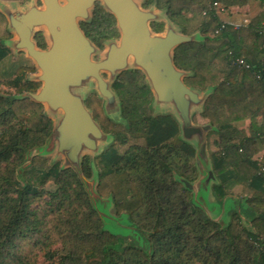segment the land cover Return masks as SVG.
<instances>
[{
  "label": "trees",
  "instance_id": "16d2710c",
  "mask_svg": "<svg viewBox=\"0 0 264 264\" xmlns=\"http://www.w3.org/2000/svg\"><path fill=\"white\" fill-rule=\"evenodd\" d=\"M151 1L158 9H166L184 35H203L202 41L178 46L174 62L191 73L185 78L189 87L212 90L203 112L193 119L207 120L216 128L208 139L214 136L210 144L219 149L211 154L213 173L220 181L214 186L217 203L224 205L228 189L241 186L242 196L229 200L233 204L230 221L222 226L196 202L182 180L196 177L195 148L181 138L173 115H154V96L144 74L125 71L113 86L124 123L111 121L96 95L87 99V106L120 146L131 139L138 142L123 153L109 146L96 159L99 196L115 203L117 215L126 216L128 228L134 232L124 234L121 224L119 233L107 232L77 174L63 171L60 162L51 164L35 157L20 182H5L15 197L5 196L3 203L6 193L0 191V209L6 210L4 217L0 210V264L8 263V255L17 246L16 236L24 237L25 229L39 223L29 211L32 201L43 195L36 182L57 184L59 189L49 193L48 203L59 201L57 211L70 214L61 220L67 224V242H62L61 255L49 254L51 264H264V158H254L264 147V0H256L260 12L247 27L221 21L215 3L232 12L248 0ZM97 8L93 28H85L86 32L98 43L117 37L115 18L101 6ZM7 26L0 13V87L4 84L10 89L0 93V167L15 156L19 165L25 164L30 150L43 146L53 129L43 105L29 98L10 99L37 92L41 84L27 81L35 68L17 64L4 45L10 37ZM164 26L154 24L152 28L160 32ZM35 38L40 48L46 47L41 33ZM11 71L13 76L6 78ZM242 121L248 122L247 131L237 126ZM92 162L89 156L83 159L86 176L91 175ZM93 219L95 228L87 234Z\"/></svg>",
  "mask_w": 264,
  "mask_h": 264
},
{
  "label": "water",
  "instance_id": "95a60500",
  "mask_svg": "<svg viewBox=\"0 0 264 264\" xmlns=\"http://www.w3.org/2000/svg\"><path fill=\"white\" fill-rule=\"evenodd\" d=\"M39 1L42 5H39ZM138 1L141 2L29 0L27 4L17 7L1 3L0 11L8 21V32L13 35V39L6 44L16 53L23 52L32 60L38 73L34 72V78L30 76L28 80L41 84L37 92H26L15 99L29 98L43 105L46 115L53 122L52 132L45 144L31 149L27 160L29 163L32 161L34 151L41 155L48 154V150L57 145L58 153L66 160L62 167L72 168L79 176L92 204L104 221L105 228L119 233L118 226L121 224L127 234H132L134 229L128 228L126 216L116 220L110 213L106 215L99 209L97 201L100 200L103 204L113 202L110 198L104 200L99 196L98 176L95 174L92 179H87L83 174L82 163L87 156L85 153L97 152L101 143L114 138L105 133L95 120L93 111L86 105L85 91L91 83H95L99 96L105 100V115L115 123H124L120 99L112 85L123 72L140 71L154 96V115L159 107L171 109V114L180 126L181 138L196 150V164L204 176L194 194L196 202L216 222L225 226L227 218L218 221L217 217L227 214L226 206L232 196H228L224 205H220L210 202L206 193L201 194L203 189L207 192L210 182L217 180L207 154V136L216 128L210 123H196L193 119L196 113L203 112L212 90L202 92L189 87L185 78L191 73L179 69L174 62L178 46L200 41V38L197 35H184L172 21L164 22L165 32L155 33L150 23L162 21L155 12L143 9ZM97 3L114 16L120 33L119 40H109L111 45L104 51L94 46L80 26L82 21L91 22ZM166 17L168 18L167 15ZM43 29L46 32L43 33ZM38 33L43 35L45 49L38 46L35 39ZM96 55H100L98 60L95 59ZM182 180L193 191L194 186L185 179ZM123 221L124 224L121 223Z\"/></svg>",
  "mask_w": 264,
  "mask_h": 264
},
{
  "label": "rangeland",
  "instance_id": "374dc122",
  "mask_svg": "<svg viewBox=\"0 0 264 264\" xmlns=\"http://www.w3.org/2000/svg\"><path fill=\"white\" fill-rule=\"evenodd\" d=\"M4 4L9 3V5H14L13 7H17L18 5L21 6L27 4V2L29 0H26L25 2H22L23 0H1ZM1 2V3H2ZM138 3L142 5L143 9H149L152 12H155L158 15V19L161 20L162 22H151L150 26L151 28L153 27L154 24H156L158 26V24H163L164 26V22L168 21L170 22L171 20L166 17L167 15V11L165 10H160L156 7L155 1H151V0H141L138 1ZM39 5H42V3L39 1ZM146 5V6H145ZM89 23V22H87ZM166 23V22H165ZM238 23V22H237ZM240 24V23H238ZM236 24V25H238ZM242 24H245L242 22ZM240 26H244V25H240ZM152 30L155 33L161 34L163 32H165V27L163 28L162 31L160 32H156L153 28ZM176 30V29H175ZM177 31V30H176ZM43 33L46 32L45 29H43L42 31ZM178 32V31H177ZM42 34V33H41ZM43 36V35H42ZM36 37V36H35ZM36 39V38H35ZM111 40H115V39H111ZM37 41V40H36ZM94 44V43H93ZM111 45V42L109 40L103 41L102 42V47L101 48L103 51L104 49H106L107 46ZM95 46V44H94ZM97 47V46H95ZM99 49V48H98ZM23 54L25 53H14L12 55L13 60H16V62H18L17 64H29L31 66H35L34 64H32V60H30L29 58L25 57ZM26 58V59H25ZM100 58V55L97 57L96 60H98ZM35 68V67H34ZM35 72H36V68H35ZM38 73V72H36ZM34 72H30L28 73L29 77L31 76V78H34L35 74ZM14 74L13 71L8 72L6 78L12 77ZM28 75H27V81H28ZM34 75V76H33ZM104 77L107 78V75L104 74ZM96 84L95 83H91V85L86 89L85 91V96L86 99H88L89 97L96 95L98 97V99L101 101V106L103 108V112L105 113L104 110V106H105V100L102 99L97 90L95 89ZM6 90H10L6 85H2L0 87V93L1 94H5L4 92H6ZM15 96V95H14ZM18 95H16L15 97H17ZM15 97H10V99H13ZM121 104V103H120ZM88 107V106H87ZM89 108V107H88ZM90 109V108H89ZM157 111H155V113H164V112H173L171 109H167L165 107H159V109H156ZM45 111V110H44ZM197 115H199L198 113H196ZM158 115H162V114H158ZM114 122V121H113ZM199 124H209L210 122H208L207 120H203L201 118H198V122ZM248 122L247 121H242V122H238L237 126H239L240 129L247 131L248 127ZM216 130H213L211 132H215ZM114 137V136H113ZM201 137V136H200ZM202 138V137H201ZM214 136L209 140L208 136H207V154L208 157L210 159V161L212 162V168H213V161L211 158V154L212 152L218 151L219 149H217L216 147H212L210 142L212 143L214 140ZM134 143H138V142H134L132 139L125 145V146H120L118 144V142L115 140V138L112 139H107L106 141H104L103 143L100 144L99 149L97 152H87L85 153V155L91 157V159L93 160L92 165H90L91 168V175L90 176H86L85 172H83L84 176L87 179H92L93 177H95V174L98 176L99 174V167H97L96 164V159L98 157L101 156V153L104 152L105 149H107L109 146L114 145L121 153H123L130 145L134 144ZM140 144H142V141H139ZM263 147L261 148L260 152H263ZM258 153L257 155H255V159H259V160H263L264 155H262L261 153ZM43 158V159H48L51 164L53 163H57L60 162L61 165V169L63 171L66 170H72V168L70 167H62L63 164H65L66 160L65 157L62 156L61 154L58 153V147L57 145H53L52 148H50V150H48V154H40L38 151H34V158ZM18 156H15L10 162L2 164V166L0 167V191L6 194H3V203L5 201V196H10L11 198L15 197V192L11 191L10 188L7 187L6 185V181L9 180H15V181H21V175L23 174V172H25L26 170H29V165L32 161L26 160L25 164H18ZM94 163V164H93ZM263 165V170H264V163ZM195 168H196V177L194 180H186L188 181V183H190L191 185H193V193L195 194L200 186L199 182L201 181V179L204 178L203 174L200 172L199 168L197 167V164H195ZM73 171V170H72ZM74 172V171H73ZM175 175H178L177 173H175ZM77 178L79 179V181L81 182L79 176L77 175ZM220 181L219 179H217L216 181H212L209 183L208 185V189L207 192L204 191V189L201 191V194L204 195V193H206V197L208 198V200L210 202H217L219 201L218 198L215 195L214 192V186L219 185ZM36 187L39 188V190H41V192H43V195L41 197H36L32 203L31 206L29 208L30 213L35 214L37 216V218L39 219V223L38 224H32V226L30 227V229L26 230L25 229V236L22 237L20 236H16V248L12 249L13 253L11 252L8 256L10 257L8 259V263L7 264H14V262L19 258L17 264H51V262L49 261V254L54 253V252H58L59 255L62 254L63 252V243L62 242H67V236L64 232V228L65 225L67 226V224L63 225L62 223V219H68L70 217L69 213H63V212H59L57 211L58 206H60L59 201H54L52 203V205H49L48 201H49V193H55L58 189L59 186L57 184L54 183H49L47 185H41L38 182L35 183ZM83 188L84 185L81 182ZM96 188V186H95ZM204 188V187H203ZM87 196L88 193L86 191V189L84 188ZM228 196H242V192H241V186L240 185H236L233 186L231 189H228ZM89 199V197H88ZM104 200H106L105 197H103ZM90 201V199H89ZM7 202V201H6ZM97 205L99 207V209L105 213L106 215H108L110 213V215L113 216V218H115L116 220L121 218V215H117L116 213V208H115V203H111L110 201H108L106 204H103L100 200L97 201ZM233 206L232 201H229L227 206H226V211L227 214H222L219 215L217 217V220L220 221L222 220L224 217L227 218V221H230V208ZM1 210V215L2 217L5 216L6 210L4 208L0 209ZM110 211V212H109ZM97 213V212H96ZM98 217L99 213H97ZM101 222H102V226H104V229L107 232H110L108 229L105 228V223L104 221H102V219L100 218ZM65 223L67 221H64ZM125 221L121 222L122 224H124ZM127 224L128 221L126 222ZM115 227V225H113ZM93 228H95V222L94 219L88 222V227L86 228V232L87 234L89 232H91L93 230ZM124 234H127L126 232ZM128 239H130L129 241L132 240L131 237H128ZM68 254V252H67ZM66 254V255H67ZM80 254H78V258H80ZM61 258V257H60ZM75 258V257H74ZM78 258L77 259V263L78 262Z\"/></svg>",
  "mask_w": 264,
  "mask_h": 264
},
{
  "label": "crops",
  "instance_id": "0c3cea01",
  "mask_svg": "<svg viewBox=\"0 0 264 264\" xmlns=\"http://www.w3.org/2000/svg\"><path fill=\"white\" fill-rule=\"evenodd\" d=\"M16 1V0H14ZM1 0H0V5H1ZM29 2V1H28ZM27 2V3H28ZM3 3V2H2ZM22 5V4H21ZM13 6V5H12ZM20 6V5H18ZM260 12V7H259V3L256 1V0H248V2L246 3V5L242 8V7H239V6H236L234 8H232V12H228L226 11L225 13L223 14H220V19L221 21L225 22V23H228V24H234L235 26H240V25H244V26H241V27H247L249 25V23L256 17V15ZM0 13L2 14V12L0 11ZM240 24H238V23ZM245 23V24H242ZM238 24V25H236ZM8 28V27H7ZM10 34V37L5 39L4 40V45L6 47H8L12 54L15 53L14 50H12L10 48V46H8L6 44V42L8 40H12V34L9 32ZM195 35H197L198 38H200L199 40L202 41L203 40V35L201 32H198L196 33ZM19 53V52H18ZM20 53H23V52H20ZM25 57H26V54H23ZM26 59V58H25ZM34 64V63H32ZM35 67V66H34ZM29 77V75H28ZM29 81V80H28ZM32 82V81H30ZM32 93V92H31ZM35 93V92H34ZM86 105H87V99H86ZM91 110V109H90ZM158 114H162V113H157L155 115H158ZM163 114H171V113H163ZM198 114H201V113H198ZM172 115V114H171ZM196 115V114H195ZM96 120V119H95ZM111 120V119H110ZM97 121V120H96ZM112 121V120H111ZM98 122V121H97ZM99 123V122H98ZM103 129V128H102ZM104 131V130H103ZM105 132V131H104ZM107 133V132H105ZM109 134V133H107ZM111 135V134H110ZM263 150H264V147H263ZM262 155H264V151L263 152H260Z\"/></svg>",
  "mask_w": 264,
  "mask_h": 264
},
{
  "label": "flooded vegetation",
  "instance_id": "af4514ba",
  "mask_svg": "<svg viewBox=\"0 0 264 264\" xmlns=\"http://www.w3.org/2000/svg\"><path fill=\"white\" fill-rule=\"evenodd\" d=\"M97 7H100V4L99 3H97L96 4V6H95V9L93 10V19L91 20V22H89V23H87V22H84V21H82V22H80V26H81V28H82V30L84 31V33H85V35H86V37L90 40V41H92L94 44H95V46H97V48H99L101 51H102V49L101 48H103L102 47V42L103 41H106V40H111V39H104V40H101V42L100 43H98L97 41L95 42L93 39H92V37L86 32V30H85V28H87V29H89L90 27L91 28H93L92 27V25H93V20H94V13H95V10L96 9H98ZM114 17V16H113ZM116 20V19H115ZM90 28V29H91ZM116 28L118 29V27H117V22H116ZM91 31V30H90ZM119 33V32H118ZM90 34L91 35H93V33L92 32H90ZM119 38H120V33H119V35L117 36V37H115V38H113V39H115V40H119ZM46 48V47H45ZM45 48H42V49H45ZM97 57H98V55H96L95 56V59H97ZM128 71H135V70H128ZM121 75V74H120ZM119 75V76H120ZM119 76H118V78H119ZM118 78L116 79V81L118 80ZM115 81V82H116ZM115 82L113 83V85H112V88H113V86H114V84H115ZM113 90H114V88H113ZM115 91V90H114ZM116 92V91H115ZM117 93V92H116ZM118 95V94H117ZM119 97V96H118Z\"/></svg>",
  "mask_w": 264,
  "mask_h": 264
},
{
  "label": "built area",
  "instance_id": "2783aa9c",
  "mask_svg": "<svg viewBox=\"0 0 264 264\" xmlns=\"http://www.w3.org/2000/svg\"><path fill=\"white\" fill-rule=\"evenodd\" d=\"M215 7H216V10L218 11L219 14H223L225 12V9L219 3H215ZM262 31L264 33V30H262ZM234 63H236V62H234ZM239 63L244 64L243 61H240Z\"/></svg>",
  "mask_w": 264,
  "mask_h": 264
}]
</instances>
